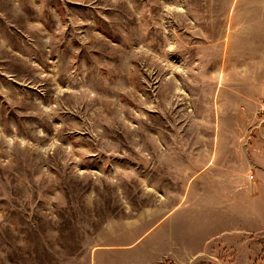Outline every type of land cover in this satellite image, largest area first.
Returning a JSON list of instances; mask_svg holds the SVG:
<instances>
[{
  "label": "rangeland",
  "instance_id": "1",
  "mask_svg": "<svg viewBox=\"0 0 264 264\" xmlns=\"http://www.w3.org/2000/svg\"><path fill=\"white\" fill-rule=\"evenodd\" d=\"M263 103L264 0H0V264H264Z\"/></svg>",
  "mask_w": 264,
  "mask_h": 264
},
{
  "label": "crops",
  "instance_id": "2",
  "mask_svg": "<svg viewBox=\"0 0 264 264\" xmlns=\"http://www.w3.org/2000/svg\"><path fill=\"white\" fill-rule=\"evenodd\" d=\"M118 252H119L118 250H114V249L97 248L93 252V264H105V262L108 263L113 260H114L113 264H123L124 258ZM125 259L129 261V258H125ZM132 260L133 259H130V261ZM135 261H137L136 256H135Z\"/></svg>",
  "mask_w": 264,
  "mask_h": 264
},
{
  "label": "built area",
  "instance_id": "3",
  "mask_svg": "<svg viewBox=\"0 0 264 264\" xmlns=\"http://www.w3.org/2000/svg\"><path fill=\"white\" fill-rule=\"evenodd\" d=\"M260 117H261V119H264V103L262 104V108H261V110H260Z\"/></svg>",
  "mask_w": 264,
  "mask_h": 264
}]
</instances>
